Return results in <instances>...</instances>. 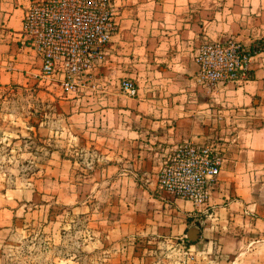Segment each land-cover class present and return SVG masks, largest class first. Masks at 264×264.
I'll use <instances>...</instances> for the list:
<instances>
[{
  "label": "crops",
  "instance_id": "1",
  "mask_svg": "<svg viewBox=\"0 0 264 264\" xmlns=\"http://www.w3.org/2000/svg\"><path fill=\"white\" fill-rule=\"evenodd\" d=\"M31 1L0 0V83L35 78L76 112L99 183L109 184L105 201L126 206L121 221L131 225L113 236L131 234L130 264H264V0H112L118 30L72 91L60 73L40 74L42 59L24 37ZM227 40L262 44L250 77L201 83V45ZM123 78L134 80L136 96L121 90ZM186 142L212 145L223 159L200 206L154 192L160 158ZM54 162V173L73 167L62 156Z\"/></svg>",
  "mask_w": 264,
  "mask_h": 264
},
{
  "label": "rangeland",
  "instance_id": "2",
  "mask_svg": "<svg viewBox=\"0 0 264 264\" xmlns=\"http://www.w3.org/2000/svg\"><path fill=\"white\" fill-rule=\"evenodd\" d=\"M33 79L0 83V264H130L131 234L113 236L131 225L126 206L105 201L109 184L76 112ZM61 156L73 167L54 173ZM166 158L154 192L180 198L160 184Z\"/></svg>",
  "mask_w": 264,
  "mask_h": 264
},
{
  "label": "built area",
  "instance_id": "3",
  "mask_svg": "<svg viewBox=\"0 0 264 264\" xmlns=\"http://www.w3.org/2000/svg\"><path fill=\"white\" fill-rule=\"evenodd\" d=\"M24 37L43 60L42 75H63L66 91H72L82 76L105 59L112 35L118 30L112 0H32L24 14ZM254 53L240 43L227 40L205 42L196 57L199 81L212 85L250 77ZM121 90L138 94L133 79L123 78ZM160 184L182 199L205 204L219 180L223 159L208 144L186 142L165 154Z\"/></svg>",
  "mask_w": 264,
  "mask_h": 264
},
{
  "label": "trees",
  "instance_id": "4",
  "mask_svg": "<svg viewBox=\"0 0 264 264\" xmlns=\"http://www.w3.org/2000/svg\"><path fill=\"white\" fill-rule=\"evenodd\" d=\"M262 48V44L257 43L249 48L250 53H254L255 51H259Z\"/></svg>",
  "mask_w": 264,
  "mask_h": 264
},
{
  "label": "water",
  "instance_id": "5",
  "mask_svg": "<svg viewBox=\"0 0 264 264\" xmlns=\"http://www.w3.org/2000/svg\"><path fill=\"white\" fill-rule=\"evenodd\" d=\"M199 232V230L197 228H192L190 231H189V236L190 238L194 239L196 236L195 234H197Z\"/></svg>",
  "mask_w": 264,
  "mask_h": 264
}]
</instances>
